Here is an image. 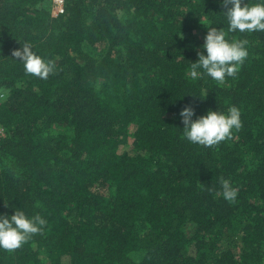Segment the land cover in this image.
<instances>
[{"label":"trees","instance_id":"16d2710c","mask_svg":"<svg viewBox=\"0 0 264 264\" xmlns=\"http://www.w3.org/2000/svg\"><path fill=\"white\" fill-rule=\"evenodd\" d=\"M51 7L0 0V213L48 222L0 264H264V31L228 33L249 55L219 84L190 65L227 31L221 0ZM25 43L54 61L47 79L12 56ZM186 106H236L242 127L193 144Z\"/></svg>","mask_w":264,"mask_h":264},{"label":"clouds","instance_id":"9594fccd","mask_svg":"<svg viewBox=\"0 0 264 264\" xmlns=\"http://www.w3.org/2000/svg\"><path fill=\"white\" fill-rule=\"evenodd\" d=\"M221 3L227 8L224 12L227 31L209 28L202 45L206 52H198V60L190 65V79L193 81L206 75L222 84L226 77H235L249 55V41L229 39L228 33L264 31V0H248L247 3L244 0H221ZM12 56L23 62L27 74L38 78L47 79L55 71L54 61L36 54L27 43L23 44L22 49H15ZM179 115L186 139L205 147L231 139L233 130L242 127L241 111L236 106L229 107L227 111L209 109L196 119H193L194 109L186 106ZM220 184L223 198L234 201L238 195L237 189L227 179H221ZM47 223L41 215H28L19 208H15L11 215L0 213V249L13 252L21 248L33 235L43 232Z\"/></svg>","mask_w":264,"mask_h":264},{"label":"built area","instance_id":"2783aa9c","mask_svg":"<svg viewBox=\"0 0 264 264\" xmlns=\"http://www.w3.org/2000/svg\"><path fill=\"white\" fill-rule=\"evenodd\" d=\"M65 0H52L51 13L53 15H58L64 12Z\"/></svg>","mask_w":264,"mask_h":264},{"label":"rangeland","instance_id":"374dc122","mask_svg":"<svg viewBox=\"0 0 264 264\" xmlns=\"http://www.w3.org/2000/svg\"><path fill=\"white\" fill-rule=\"evenodd\" d=\"M2 133V129L0 128V134ZM128 143H130V141H128Z\"/></svg>","mask_w":264,"mask_h":264}]
</instances>
